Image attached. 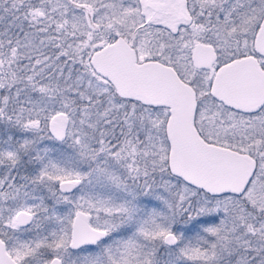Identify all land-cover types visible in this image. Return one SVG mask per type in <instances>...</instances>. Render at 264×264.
<instances>
[{
    "label": "snow or ice",
    "instance_id": "6c2138e0",
    "mask_svg": "<svg viewBox=\"0 0 264 264\" xmlns=\"http://www.w3.org/2000/svg\"><path fill=\"white\" fill-rule=\"evenodd\" d=\"M0 264H264V0H0Z\"/></svg>",
    "mask_w": 264,
    "mask_h": 264
}]
</instances>
